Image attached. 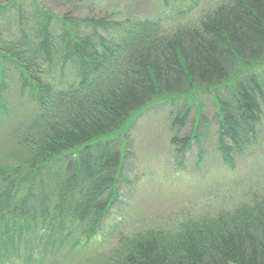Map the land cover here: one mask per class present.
<instances>
[{"label":"trees","instance_id":"16d2710c","mask_svg":"<svg viewBox=\"0 0 264 264\" xmlns=\"http://www.w3.org/2000/svg\"><path fill=\"white\" fill-rule=\"evenodd\" d=\"M53 1L67 9L0 5V258L72 251L98 233L150 105L166 106L176 153L214 133L229 165L264 113V0L221 1L170 29L165 14L113 20L78 13L88 0ZM116 240L108 264H264V193Z\"/></svg>","mask_w":264,"mask_h":264},{"label":"rangeland","instance_id":"374dc122","mask_svg":"<svg viewBox=\"0 0 264 264\" xmlns=\"http://www.w3.org/2000/svg\"><path fill=\"white\" fill-rule=\"evenodd\" d=\"M7 1L0 0V5ZM35 1L56 13L67 9L53 0ZM88 1L78 13L90 12L113 20L165 14L174 17L163 19L164 28L170 29L175 24L196 22L201 13L225 0H200L196 8L183 14L175 10L176 0ZM201 103V109L210 115V101L204 98ZM166 112L164 103L152 104L131 129L129 154L123 162L126 181L119 186L117 202L89 242H78L72 251L63 247L48 255L0 258V264H108L106 257L121 233L173 228L183 218L230 209L254 193H264V113L255 142L234 153L229 165L223 162L214 133L200 140V148L191 144L185 154L176 153L169 144Z\"/></svg>","mask_w":264,"mask_h":264}]
</instances>
